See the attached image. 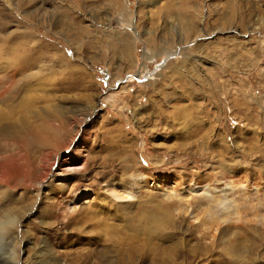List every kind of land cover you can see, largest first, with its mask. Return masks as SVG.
<instances>
[{
  "label": "rangeland",
  "instance_id": "1",
  "mask_svg": "<svg viewBox=\"0 0 264 264\" xmlns=\"http://www.w3.org/2000/svg\"><path fill=\"white\" fill-rule=\"evenodd\" d=\"M11 65L56 135L0 131V264H264V0H0Z\"/></svg>",
  "mask_w": 264,
  "mask_h": 264
},
{
  "label": "bare ground",
  "instance_id": "2",
  "mask_svg": "<svg viewBox=\"0 0 264 264\" xmlns=\"http://www.w3.org/2000/svg\"><path fill=\"white\" fill-rule=\"evenodd\" d=\"M13 54L16 57L17 56H20V54H18L16 52H13ZM16 62H17V60H16ZM11 66L14 67L16 73L20 72V70H18L19 67H15L14 65H11ZM34 66L36 67V65H34ZM21 72H22V69H21ZM43 77H45V76L39 71V69L38 70H35L34 69V71H30V72H27V73H25V70H24V74L21 73V76L19 78H17V79L15 78L14 74L13 75L12 74L9 75V78L6 80L8 82L7 83V87L6 86L5 87H2V88H5V89H3L2 92H0V103H2L4 106H8V111L7 110L6 111H3V109L0 108V124L1 125L4 124V123H1L2 121L3 122H7L6 125H4V126H2L0 128V131H2V132L3 131H7L8 132V134H7L8 140H9V129H11L12 132L14 133V135L11 136L12 139L19 140V142L21 140L25 144L27 142H29V143L32 142L37 147L44 146L45 144H47L51 140V136H55L56 135V133L54 132V130H52L51 129V126L49 125L50 122H48V121L52 120L55 117L54 115H52L49 118H47L48 121L47 120L45 121L42 118L43 119L42 120V125L45 126V127L47 126V128L49 130V132H47V134L42 133L43 131H41V133H40V132H36V131L32 132V130H30V129L29 130H26V126L24 125V123H25L24 117L25 118L28 117V120L30 118L34 117V116L37 117L38 119L40 117V115L37 114V111H35V109L32 106H34L33 104L35 102L37 103L39 101V98H40L39 91H41V89L44 88V86L42 85L43 84L42 81H44L43 80ZM47 88H49V87H47ZM6 91H7L6 97L2 96V95H5ZM22 93H24V94H22ZM20 94L21 95H25V96H22V98H21L22 100H20L18 102V104H15V103L13 104V101L17 97H19ZM36 94H38V95H36ZM12 120H13V122L15 120H17V121L20 122V124L18 125L19 126L18 128L15 127L16 125L13 126V127L11 126L12 124L10 122ZM8 122L10 123V126L8 125ZM22 127H24V128H22ZM14 129L17 130V131L14 132ZM28 133H31V134L29 135ZM13 145H14V143H13ZM23 150H24V148H23ZM64 161L65 160L63 159L62 162H60V163H63L64 166H67L68 163H65ZM116 196L117 197H121V195H116ZM155 220H156V218H155ZM155 220H152L151 214L150 215L148 214V216L143 217L141 220L139 218H137V217L135 219L129 220L128 223H131V225H129V227L133 231V237H132V239L134 238L135 241L141 240V239H143V240H146L147 239L146 241H150V242H152L153 239H159L161 237V230L156 229V227L158 226V222L155 221ZM128 223H126L127 227H128ZM1 224H2V222L0 220V225ZM92 225L95 228L98 227L101 230L107 229V224H105V222L99 221L97 219H96L95 222L92 223ZM158 235H160V236H158ZM144 237H146V239ZM118 241L120 242V239ZM123 243H125V242L123 241ZM247 245L249 246L248 250L250 252H252L253 247H254V244H253V246H251V243L250 244H247ZM236 247L239 248V250H240V248H244L245 247V244H233V248L236 249ZM156 254H154V255H156ZM237 254H238V250H235L234 256L236 257ZM122 255H124V254H122ZM150 255H151V253H150ZM141 257H143V256H141ZM12 264H17V263L15 262V263H12ZM151 264H163V263H161V262H159L157 260H154V258H153V262Z\"/></svg>",
  "mask_w": 264,
  "mask_h": 264
}]
</instances>
